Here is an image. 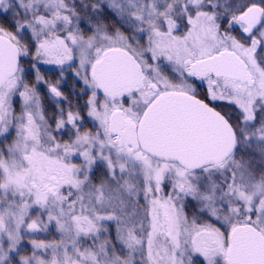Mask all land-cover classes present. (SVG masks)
Masks as SVG:
<instances>
[{
    "label": "snow or ice",
    "instance_id": "obj_1",
    "mask_svg": "<svg viewBox=\"0 0 264 264\" xmlns=\"http://www.w3.org/2000/svg\"><path fill=\"white\" fill-rule=\"evenodd\" d=\"M0 264H264V0H0Z\"/></svg>",
    "mask_w": 264,
    "mask_h": 264
},
{
    "label": "rangeland",
    "instance_id": "obj_2",
    "mask_svg": "<svg viewBox=\"0 0 264 264\" xmlns=\"http://www.w3.org/2000/svg\"><path fill=\"white\" fill-rule=\"evenodd\" d=\"M117 27H119V25H117ZM52 67H54V66H51L50 68H49V67L42 66V67H41V72L44 73V74H46V75L51 76V75L54 74V73L50 70ZM73 83H74V81H73L72 77L69 76V78H68V86H71ZM40 238L43 239L44 237H40ZM49 238H51V237H49ZM56 238H58V237H56Z\"/></svg>",
    "mask_w": 264,
    "mask_h": 264
},
{
    "label": "trees",
    "instance_id": "obj_3",
    "mask_svg": "<svg viewBox=\"0 0 264 264\" xmlns=\"http://www.w3.org/2000/svg\"><path fill=\"white\" fill-rule=\"evenodd\" d=\"M44 66H45V67H49V68L51 67V66H49V65H44Z\"/></svg>",
    "mask_w": 264,
    "mask_h": 264
}]
</instances>
